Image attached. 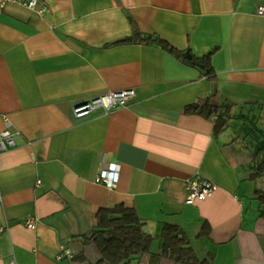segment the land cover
Returning a JSON list of instances; mask_svg holds the SVG:
<instances>
[{"label": "crops", "instance_id": "1", "mask_svg": "<svg viewBox=\"0 0 264 264\" xmlns=\"http://www.w3.org/2000/svg\"><path fill=\"white\" fill-rule=\"evenodd\" d=\"M41 1L43 13L8 2L0 16V129L5 114L24 139L0 152V264H111L83 236L100 207L117 203L154 234L139 264L160 252L166 222L183 228L205 264H264L255 198L264 190V0ZM135 29L212 51L214 72L154 40L112 44ZM125 88L134 89L127 104L73 112ZM207 99L224 127L185 110ZM110 162L119 164L112 187L97 180ZM197 173L217 188L188 203ZM63 245L72 255L59 257Z\"/></svg>", "mask_w": 264, "mask_h": 264}, {"label": "trees", "instance_id": "2", "mask_svg": "<svg viewBox=\"0 0 264 264\" xmlns=\"http://www.w3.org/2000/svg\"><path fill=\"white\" fill-rule=\"evenodd\" d=\"M137 40L157 41L183 61L200 66L205 74L210 75L214 72L211 63L212 51L196 55L190 49L176 47L159 35L144 36L135 29L132 35L112 44ZM218 107L219 105L213 100L207 99L203 104H187L185 110L199 112L205 116L216 115V128L218 129L227 124L226 117L218 113ZM255 198L259 203V214L264 217V190H256ZM96 216L97 226L83 237L85 242H92L98 247L102 260H107L111 264H139L143 254L151 252L154 234L146 229V221L138 215L133 206H127L124 203L103 206L99 208ZM160 235L163 238L161 250L151 253L150 264H158L162 257L171 258L179 264H205V261L198 259L188 236L178 224L164 223Z\"/></svg>", "mask_w": 264, "mask_h": 264}, {"label": "built area", "instance_id": "3", "mask_svg": "<svg viewBox=\"0 0 264 264\" xmlns=\"http://www.w3.org/2000/svg\"><path fill=\"white\" fill-rule=\"evenodd\" d=\"M8 2L21 3L36 9L40 13H43L46 8L45 3L41 0H0V16L4 6ZM257 11L260 14H264V3L258 6ZM133 95V88L106 91L91 98L75 102L73 105V112L75 115L80 116L98 107H101L108 112L120 104H127L131 102ZM2 117L4 119V126L0 129V152L9 147L22 144L24 141L22 137H17L11 129V120L5 114H3ZM118 176L119 164L116 162H110L107 167L101 168L97 176V180L103 181L106 185L112 187L116 184ZM186 188V202L192 203L195 200L204 199L211 195L217 188V184L211 179L197 173L187 179ZM24 223L33 228L36 225V221L33 217H25ZM3 228L4 226L0 227V229ZM63 255H72L70 247L64 245L62 246L59 257H62Z\"/></svg>", "mask_w": 264, "mask_h": 264}]
</instances>
